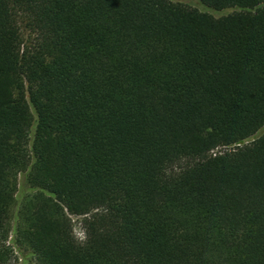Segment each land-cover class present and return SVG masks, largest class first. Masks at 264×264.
<instances>
[{
	"label": "trees",
	"instance_id": "16d2710c",
	"mask_svg": "<svg viewBox=\"0 0 264 264\" xmlns=\"http://www.w3.org/2000/svg\"><path fill=\"white\" fill-rule=\"evenodd\" d=\"M196 1L0 0V264H264V0Z\"/></svg>",
	"mask_w": 264,
	"mask_h": 264
},
{
	"label": "rangeland",
	"instance_id": "374dc122",
	"mask_svg": "<svg viewBox=\"0 0 264 264\" xmlns=\"http://www.w3.org/2000/svg\"><path fill=\"white\" fill-rule=\"evenodd\" d=\"M186 3L195 6V7H199V4L196 0H185ZM203 8H205L207 10V12L210 13H214L213 15L215 17H217L215 15V12L213 10H210L209 8L205 7L203 5ZM231 10H224L222 12H230ZM218 13V15H221L223 13ZM23 34H24V40L26 41L27 39L32 38V34L30 33L29 30L24 29L23 30ZM224 150L223 148H219L217 149L215 152H219ZM18 182H19V191L17 193V200H20L23 196V194H25L28 190L26 188V186H24V176L20 175L18 178ZM72 225H73V234L74 236L79 239L82 240L84 238V233H83V229H82V217H72ZM17 254V253H16ZM13 264H33V262L25 255V252L22 253H18L16 256V259L13 261Z\"/></svg>",
	"mask_w": 264,
	"mask_h": 264
}]
</instances>
